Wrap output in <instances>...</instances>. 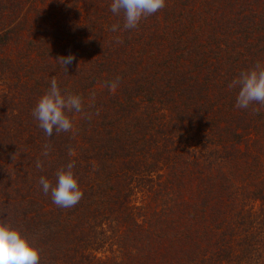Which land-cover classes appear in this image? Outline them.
<instances>
[{"label":"trees","instance_id":"16d2710c","mask_svg":"<svg viewBox=\"0 0 264 264\" xmlns=\"http://www.w3.org/2000/svg\"><path fill=\"white\" fill-rule=\"evenodd\" d=\"M110 4L0 0V221L40 264H264V106L229 87L264 65V0H165L119 32ZM53 78L84 110L48 137ZM69 161L83 198L62 208L39 178Z\"/></svg>","mask_w":264,"mask_h":264},{"label":"clouds","instance_id":"9594fccd","mask_svg":"<svg viewBox=\"0 0 264 264\" xmlns=\"http://www.w3.org/2000/svg\"><path fill=\"white\" fill-rule=\"evenodd\" d=\"M165 7V0H111L110 10L115 15L123 16V25H111L110 31L119 32L137 29L141 20L157 13ZM117 44L123 43L120 36L115 37ZM65 73L75 57L71 54L58 57ZM119 77L107 83L109 91L114 92ZM230 88L238 89L235 106L247 109L257 103L264 106V65L257 62L253 67L243 70L230 84ZM84 110L82 97L71 93H62L58 82L53 78L50 88L37 101L32 115L39 122L38 126L51 137L53 132H68L73 129V122L67 113H81ZM259 111V109H253ZM50 148L44 146L42 155L48 157ZM36 167L42 168L43 162L36 161ZM74 161H69L66 169L57 173V183L53 185L44 176L39 184L45 195L50 193L52 202L58 207H74L82 198L83 191L73 173ZM41 250L22 232L6 222L0 221V264H40Z\"/></svg>","mask_w":264,"mask_h":264}]
</instances>
